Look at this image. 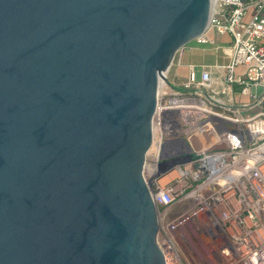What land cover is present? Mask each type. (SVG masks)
Masks as SVG:
<instances>
[{
	"label": "water",
	"instance_id": "1",
	"mask_svg": "<svg viewBox=\"0 0 264 264\" xmlns=\"http://www.w3.org/2000/svg\"><path fill=\"white\" fill-rule=\"evenodd\" d=\"M215 1L0 0V264H166L144 168Z\"/></svg>",
	"mask_w": 264,
	"mask_h": 264
},
{
	"label": "built area",
	"instance_id": "2",
	"mask_svg": "<svg viewBox=\"0 0 264 264\" xmlns=\"http://www.w3.org/2000/svg\"><path fill=\"white\" fill-rule=\"evenodd\" d=\"M209 31L232 37L224 81L254 104H226L205 67L179 87L161 82L144 168L158 243L166 264H264V0H216L196 41L209 43ZM190 231L216 256L196 254Z\"/></svg>",
	"mask_w": 264,
	"mask_h": 264
},
{
	"label": "crops",
	"instance_id": "3",
	"mask_svg": "<svg viewBox=\"0 0 264 264\" xmlns=\"http://www.w3.org/2000/svg\"><path fill=\"white\" fill-rule=\"evenodd\" d=\"M207 38L210 41L207 44L193 41L179 51L166 74L169 85L179 87L186 82L191 67H195L199 72L205 67L212 74L214 92L226 104L253 105V99L242 96L238 87L230 88L224 81V70L221 67L230 61V55L226 50L232 45V37L228 34L221 35L215 31H209ZM244 72V67L237 70L238 75ZM250 112L253 113V111Z\"/></svg>",
	"mask_w": 264,
	"mask_h": 264
},
{
	"label": "rangeland",
	"instance_id": "4",
	"mask_svg": "<svg viewBox=\"0 0 264 264\" xmlns=\"http://www.w3.org/2000/svg\"><path fill=\"white\" fill-rule=\"evenodd\" d=\"M261 94V90H259ZM254 112L251 114L253 115ZM194 234V235H193ZM191 237V248L198 254L203 260L209 259V257H215L217 253V246L214 244V241H211L208 236L204 234H195L193 232H189Z\"/></svg>",
	"mask_w": 264,
	"mask_h": 264
}]
</instances>
